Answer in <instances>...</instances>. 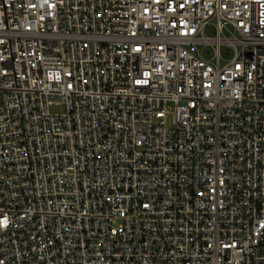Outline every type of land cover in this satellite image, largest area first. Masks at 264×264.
Here are the masks:
<instances>
[{
    "label": "built area",
    "instance_id": "2783aa9c",
    "mask_svg": "<svg viewBox=\"0 0 264 264\" xmlns=\"http://www.w3.org/2000/svg\"><path fill=\"white\" fill-rule=\"evenodd\" d=\"M0 264H264V0H0Z\"/></svg>",
    "mask_w": 264,
    "mask_h": 264
},
{
    "label": "rangeland",
    "instance_id": "374dc122",
    "mask_svg": "<svg viewBox=\"0 0 264 264\" xmlns=\"http://www.w3.org/2000/svg\"><path fill=\"white\" fill-rule=\"evenodd\" d=\"M205 35L207 37H210V38H215L217 36V22L216 21H212V23H210L206 27ZM220 52H221L223 59H226V60L232 58V56L234 54L233 49L225 47V46H222L220 48ZM204 55L206 56V58L213 57L214 56L213 48H211V47L206 48L204 51ZM222 63L224 64L225 62L222 61ZM172 125H173V117H169L168 118V126L172 127Z\"/></svg>",
    "mask_w": 264,
    "mask_h": 264
}]
</instances>
